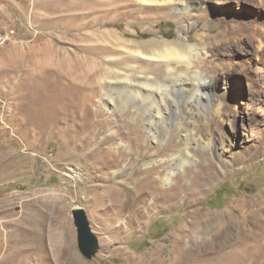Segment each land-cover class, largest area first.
I'll use <instances>...</instances> for the list:
<instances>
[{
	"label": "rangeland",
	"instance_id": "obj_1",
	"mask_svg": "<svg viewBox=\"0 0 264 264\" xmlns=\"http://www.w3.org/2000/svg\"><path fill=\"white\" fill-rule=\"evenodd\" d=\"M95 1L0 0V34L10 32L7 40L0 39V264H264V257H257L264 250V0H191L198 11L192 7L181 19L158 7V13L168 15L151 22L122 17L118 0L100 5ZM91 18L97 24L86 25ZM75 25H86L81 30L87 36L62 34L75 32ZM107 31L133 40H175L182 35L196 41L209 34L202 38L209 44V59L224 65L207 80L212 81V99L221 100V115L204 97L201 104H192L193 116L182 115L185 129L179 132L167 122L169 134L161 143L144 135L148 148L143 155L135 162L121 160V139L126 142L128 137L119 136L113 144L103 141L111 129L128 132L120 121L121 110H108L98 93L86 105L76 98L80 108L72 116L70 104L54 92L58 81L47 71L44 58H52L58 48L68 58L63 47L78 52L76 48L86 44L99 50L88 56L105 63L110 56L101 51L105 47L113 48V56L120 54L105 37ZM78 60L73 55L72 62ZM81 77V92L96 83ZM61 86L72 91L67 81ZM84 106L90 118L80 117ZM107 116L112 122L102 120ZM184 130H198L196 135L203 137L213 133L211 148L191 143L197 162L186 163L170 181L165 172L153 180L135 173L137 167L150 169L154 160L174 155L175 150L157 153L171 140L182 141L184 147ZM137 131L145 134L140 126ZM237 154L243 155L240 160ZM76 207L85 210L97 236L91 257L77 245L71 214ZM239 219L262 235L260 242L249 240L259 244L257 254L239 249L242 235L228 234L222 227V222L240 225Z\"/></svg>",
	"mask_w": 264,
	"mask_h": 264
},
{
	"label": "bare ground",
	"instance_id": "obj_2",
	"mask_svg": "<svg viewBox=\"0 0 264 264\" xmlns=\"http://www.w3.org/2000/svg\"><path fill=\"white\" fill-rule=\"evenodd\" d=\"M98 2L102 4L105 3V0H97L95 1V4H98ZM191 2V0H118L117 8L120 10V14L122 15V17L134 19H137L139 17L138 19L140 20V22H146L147 20L151 22L152 20L155 21L158 16L162 17L164 15H168V12L158 13L156 11L158 10V7H165L171 13L174 12V14L178 15L179 18H185L186 16H188L186 15V12H188L190 8L194 7L195 9H197L196 11H198L199 7ZM145 6H149L151 8L148 7V9H145ZM94 7H96V5ZM78 16L81 15H77V17ZM96 21L98 22V20L91 18L90 20H88L86 25L90 23L93 26V24H97ZM78 25H81V23ZM78 25L75 26L77 27ZM78 27L75 29V32H70V30L67 29L64 30V33L62 34L65 36L67 34H71L72 38L75 37L77 39H82V37L86 35L84 32H82L83 30H81L84 26L79 28ZM104 34L105 37L109 38L114 43V45L120 49V54H117V56H113L110 54L113 52V48L111 46H104L105 48L101 51L110 55L104 58L105 63H99V61L96 60L94 61L92 57L94 54H97L99 50L93 51V46L90 47L86 44H80L79 46L81 50L78 47L76 48L78 49V52H75L73 50L69 51L68 47H63L62 51H64L65 53L67 52L71 55L68 58L62 56L60 51L61 49L59 48L52 58H48L46 56L44 58L47 63V71L51 75H54V78H56L58 81V84L55 86V88L58 86V91L54 92H58V99H65L67 103L70 104L72 116H77V107L80 108V104L79 106L75 105L76 98L79 97L80 103L86 105L88 104V102L92 101L91 97L97 95L98 93L100 96V102L108 110H121L120 121L124 129H127L128 132L124 133V130L121 129V127L120 129H111V131L108 132V135L103 138V141H107L109 144H113L114 140L119 136L123 138L122 136L125 135L130 139L132 138V142L134 141L133 146H131L132 143H130L128 138V142H123V139H121L122 148L120 149V152L117 153L118 156L121 157V160L130 159L132 160V162H135L140 156L143 155L144 148L147 147L144 142V135H146L148 140H151L157 144L161 143L166 138L167 134H169L168 132L170 125L168 123H174L176 130H178L179 132L182 131V129H185L180 124L182 115L184 113L191 114V108L194 107H192V104H201L200 101H203L204 97H209V102L211 103V107L213 108L214 113L218 115L220 114L221 100L219 101L218 98L212 99L211 92L209 89L211 86V80L209 82H207V80L208 78L213 77L218 70H223L224 65L219 62H213V60L211 61V59H209L212 54L208 50V46L206 47L208 42L202 40V38H209V34L203 36L201 35L202 38H199L196 41H192L188 38H183L182 35H180L175 40L156 38L148 40H133L127 39L113 31H107ZM212 40L213 39H211V41ZM212 42L215 43L214 41ZM88 54H90V56L92 57H89ZM73 55H77L79 59L78 62H72ZM205 62L209 64L208 68L206 67V69L202 67ZM114 63H116L118 68H114ZM158 70H162L164 72V74H162L163 76L157 73ZM79 76H82L81 78H83V76H86L87 79H91V81H95L96 83L93 85L90 84V86H88L86 90L81 92V85L84 84L77 82ZM66 81L71 85L72 91L66 92L64 87L61 86V84ZM46 88L48 89L47 86ZM88 89L90 98L86 95V91ZM96 90H98L97 93L95 92ZM181 94L184 95L186 100L178 99L180 98L179 96ZM256 94L262 95V92ZM188 100H190V102ZM53 106L55 108V105ZM81 110L82 112L79 113L80 115H82L80 116L81 118H90L92 113L87 106H84L83 108H81ZM55 112L57 113L55 115L59 117L58 115H60V111ZM191 116L193 115L191 114ZM101 118L102 120L110 121L111 117L107 116ZM138 126H140L144 130L143 132H145V134L137 131ZM79 129H82V126H80ZM91 130L92 131L88 132L86 141L91 140L93 128ZM197 131L184 130L183 141L186 145L184 147L182 146L183 149L181 147L182 141L171 140L168 144L162 146L159 150H157V153L164 154L170 150H175L174 155H172L170 158H160L158 160H154L155 164H153L150 169H143L141 167H137L135 169V173L138 175L143 174L146 178L151 177L150 179L153 180L157 176H160L162 172H165V180L168 181L171 175L176 172H180L182 168L184 169L186 163L197 162L190 149L191 143L193 142L198 146H203L204 149H206V147L208 146H210L209 148H211V145L213 144L212 131H208L205 135L206 137H203L202 135H196ZM148 153L149 151L147 150L145 155H147ZM242 156L243 155L241 154H237L235 158L236 160H240ZM216 158H218L220 164L223 165L221 153H218V157ZM210 164L211 163H209V165ZM125 166L127 167L126 164ZM214 176L215 174H212L211 178H213ZM195 180L196 182H198L197 179ZM149 184L150 189L152 188V190L155 191L156 187L154 185V182L151 181ZM253 214L255 215L254 218L258 220V216L256 215V213ZM246 222L248 223V221H245L244 219H239V221H237L236 223H240V225H236L235 227L234 225H232V222H222V227L226 229V233L228 234L242 235V246L239 249H246L248 251L245 250V252H249L253 249L257 250L259 247L258 243L250 244L249 240L260 242L262 241L263 237L261 234L249 231V227L247 226ZM2 226V228H6V222H2ZM2 228L1 230H3ZM262 244L264 246V242ZM257 252L258 250L255 254H257ZM222 256L226 258L225 255L222 254ZM257 257H264V250L260 251L257 254Z\"/></svg>",
	"mask_w": 264,
	"mask_h": 264
},
{
	"label": "water",
	"instance_id": "obj_3",
	"mask_svg": "<svg viewBox=\"0 0 264 264\" xmlns=\"http://www.w3.org/2000/svg\"><path fill=\"white\" fill-rule=\"evenodd\" d=\"M71 214L76 226L78 248L83 255L91 257L97 247L98 240L96 234L91 230L85 210L76 207L71 210Z\"/></svg>",
	"mask_w": 264,
	"mask_h": 264
},
{
	"label": "built area",
	"instance_id": "obj_4",
	"mask_svg": "<svg viewBox=\"0 0 264 264\" xmlns=\"http://www.w3.org/2000/svg\"><path fill=\"white\" fill-rule=\"evenodd\" d=\"M9 33L10 32H7L5 34H0V39L3 40V41L7 40L8 39V36H9Z\"/></svg>",
	"mask_w": 264,
	"mask_h": 264
}]
</instances>
